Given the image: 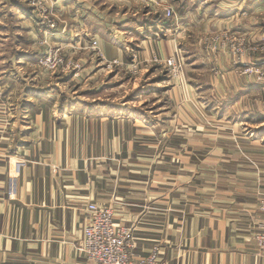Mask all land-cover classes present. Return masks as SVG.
Here are the masks:
<instances>
[{"label": "crops", "instance_id": "obj_1", "mask_svg": "<svg viewBox=\"0 0 264 264\" xmlns=\"http://www.w3.org/2000/svg\"><path fill=\"white\" fill-rule=\"evenodd\" d=\"M49 1L60 27L44 46L35 10L0 0V264H92L77 250L91 203L133 230L138 256L159 246L161 264H264L255 241L264 221V94L222 55L187 63L168 112L62 106L52 78L28 74L41 54L70 43L72 0ZM221 1L226 25L259 41L261 0ZM250 16L255 23L244 22ZM175 43L157 41L153 54L182 52ZM151 52L139 51L142 61Z\"/></svg>", "mask_w": 264, "mask_h": 264}, {"label": "rangeland", "instance_id": "obj_2", "mask_svg": "<svg viewBox=\"0 0 264 264\" xmlns=\"http://www.w3.org/2000/svg\"><path fill=\"white\" fill-rule=\"evenodd\" d=\"M29 1L31 10L38 6L35 21L44 36L40 45L47 46L58 33L60 19L49 0ZM67 7L68 48L62 53L48 49L28 73L37 69L52 78L50 89L58 93L62 89V106L86 108L89 113L122 109L138 117H152L161 107L168 112L173 87L187 81V63L209 64L222 55L231 58L238 73L264 94V81L242 74L251 64L264 72V0L259 13L263 17L255 19L260 33L257 42L226 25L221 0H72ZM82 14L84 35L79 33ZM252 17L244 22L255 23ZM179 24L178 41L173 36ZM172 40L182 52L177 49L165 57L153 54L152 45L154 48L157 41ZM143 48L152 51L147 56L149 61L140 57ZM203 72L211 73L208 68Z\"/></svg>", "mask_w": 264, "mask_h": 264}, {"label": "built area", "instance_id": "obj_3", "mask_svg": "<svg viewBox=\"0 0 264 264\" xmlns=\"http://www.w3.org/2000/svg\"><path fill=\"white\" fill-rule=\"evenodd\" d=\"M23 1L28 4L29 0ZM40 1L38 0L39 3ZM242 74L251 79L256 77L258 82L264 81V72L256 64L245 68ZM258 210L264 215V200L259 203ZM135 241L132 229L115 225L111 207L96 203L88 205L81 244L77 248L88 261L92 264H161L159 246H155L146 257L138 256L133 253ZM255 241L264 256V221L255 235Z\"/></svg>", "mask_w": 264, "mask_h": 264}]
</instances>
